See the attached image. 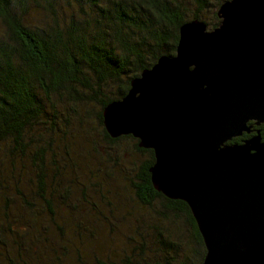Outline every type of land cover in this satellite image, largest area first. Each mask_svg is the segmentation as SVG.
I'll return each instance as SVG.
<instances>
[{"label": "trees", "instance_id": "1", "mask_svg": "<svg viewBox=\"0 0 264 264\" xmlns=\"http://www.w3.org/2000/svg\"><path fill=\"white\" fill-rule=\"evenodd\" d=\"M190 1L191 9L178 0H0V264H114L110 249L121 250L125 264H200L205 249L187 204L151 183L152 149L130 133L110 136L102 117L132 78L174 53L189 17L208 25L201 12L210 10V28L218 25L225 0ZM76 120L87 124L81 153L70 144ZM256 127L264 138V122ZM122 191L138 208L159 207L154 246L135 237L146 228L132 233L135 244L113 236ZM180 216L194 246L190 261L177 258L182 240L169 238ZM102 243L99 253L78 251Z\"/></svg>", "mask_w": 264, "mask_h": 264}, {"label": "water", "instance_id": "2", "mask_svg": "<svg viewBox=\"0 0 264 264\" xmlns=\"http://www.w3.org/2000/svg\"><path fill=\"white\" fill-rule=\"evenodd\" d=\"M219 24L178 27L161 55L102 110L110 136L153 151V187L184 201L205 253L200 264H264V0H225Z\"/></svg>", "mask_w": 264, "mask_h": 264}, {"label": "rangeland", "instance_id": "3", "mask_svg": "<svg viewBox=\"0 0 264 264\" xmlns=\"http://www.w3.org/2000/svg\"><path fill=\"white\" fill-rule=\"evenodd\" d=\"M178 1H182L185 9L193 8V3L190 0H178ZM209 1L211 3L214 2V0H209ZM201 15H202V18L208 24V25H205L206 30H211V29L216 27L215 26L213 28H210L209 24L213 23L210 10L201 12ZM34 16L37 17L36 15H34ZM187 16H191V15L187 13ZM192 19L193 18L189 17V19H187V20H192ZM219 22H220V20H219ZM111 89H113V88H111ZM110 91H111L110 89H106L105 93H107V95H108V93L110 94ZM98 108H99L98 105H96L92 102H89L87 105H85V109H87L88 112L93 113V115H95L94 111L98 110ZM82 109L83 108H81V106H80L79 110H82ZM70 111L71 110H69L68 112H66V111H63V112L67 114ZM73 122H75V126L73 128V132H75V134L72 137V138H74V141L70 144L73 147V150L78 151V153H81L83 150V141L80 142V140L82 139L81 135L86 131L87 124H86V121H81L79 124H78L77 120L73 121ZM84 135H85V133H84ZM237 137L240 140V136H236V139H238ZM241 138H243V137H241ZM236 139H235V137H233L230 140L226 141L225 143L228 144L231 142H239ZM124 146H125L124 142H120L118 145L117 151L119 152ZM99 150H103L102 146H99ZM95 152H94V155L97 157H95V160L93 161V163L97 164L98 162H96V160H98V157H100V155H98ZM120 152L123 153L122 150ZM130 155H131V152L127 153V154H122V157L124 159H128L130 157ZM145 156H147V155L146 154L136 155V157L137 158L139 157V159H144ZM105 185H108L107 182L105 183ZM89 188H91V187H89ZM122 193H119L120 197L118 198V200L120 201V203H119V205H117L118 209L121 208V210H119L117 212V215L119 216V218L116 219V224L119 227L117 228L116 232H114L113 236L118 238L122 242L128 241L127 237H129L130 238L129 242L131 244H135V242H133L134 238H133L132 233H134L135 230L141 231L142 229L146 228L148 230V232L138 234V236L135 235V237L138 238V241H145L146 245H144V246H147V247L154 246L158 242H156L155 231H154V229H151L150 226L155 225L156 222H161V218L158 217V215H156V212L154 213V209L157 210V208L159 209V207L155 204L153 206V208H151V206L147 207V208L145 206H140L138 208L137 205L135 204V201H133L134 199L132 198V196L130 197V195L129 196L124 195V191H122ZM124 207H126L129 210L128 215L127 214L126 215L121 214L124 211ZM120 215L122 217H120ZM183 219L184 218L182 216H180V218H177V219L174 218V220H173L174 223H171V226L177 227V229H174V233H170L169 238L177 237L180 240H182L181 241V249H183V250L180 249V251L178 252V253H181L182 255L178 256V257L176 256V257L178 259L182 258L183 261L184 260L187 261V259L190 261V259L193 258L192 255H194L192 253V249L194 246H193V243L191 242L192 240L189 238V235H188V226L186 225V222L183 221ZM56 220L59 223H61L65 219H63V217H60V218H56ZM86 222L90 225L91 218H87ZM128 223L133 225V228L131 231L127 232L126 230H128ZM122 224H125V228L122 226ZM164 224L167 225L166 223H164ZM64 226L67 228L69 225H64ZM136 226H138V229H136ZM67 231H70V229ZM136 231H135V233H136ZM77 232H78V230H75V234H77ZM52 243L55 245L54 241ZM103 245H104V243H102L100 245H94V246H93V244H87L83 248L80 247L78 251L83 256H90L93 252L99 253L102 249V247H100V246H103ZM98 246H99V248H98ZM122 247H123V250H127V247H125V245H123ZM150 249L153 250V248H150ZM110 251L113 253V257H114L113 261H116L114 264H125V261H124L125 258H122L119 256V253L121 250H119L117 252V254H116L115 249H110ZM103 253L104 252L102 251V254ZM102 257H104V256H102ZM55 262L58 263L59 260H55ZM161 262L163 264H167L165 258H162ZM129 264H140V262H139V259H137L135 262H132V261L129 262ZM142 264H143V262H142Z\"/></svg>", "mask_w": 264, "mask_h": 264}, {"label": "flooded vegetation", "instance_id": "4", "mask_svg": "<svg viewBox=\"0 0 264 264\" xmlns=\"http://www.w3.org/2000/svg\"><path fill=\"white\" fill-rule=\"evenodd\" d=\"M247 125L250 126V129H249L248 132H242V133H241V135H243V136L246 135V136L243 137V138L249 137L250 135H252V134L255 133V130H258V127H256V126H258V125H255L253 121H248V122H247ZM258 132H259V130H258ZM243 138H241L240 141L243 140ZM261 140H264V138L261 137ZM240 141H239V142H240Z\"/></svg>", "mask_w": 264, "mask_h": 264}]
</instances>
